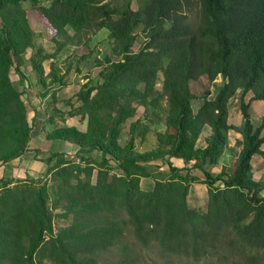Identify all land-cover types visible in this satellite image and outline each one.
Masks as SVG:
<instances>
[{
    "label": "trees",
    "instance_id": "1",
    "mask_svg": "<svg viewBox=\"0 0 264 264\" xmlns=\"http://www.w3.org/2000/svg\"><path fill=\"white\" fill-rule=\"evenodd\" d=\"M26 6L48 23L51 51L36 42ZM100 28L116 58L93 55L97 80L85 75L63 100L66 109L47 111L49 122L53 115L74 116L85 128L43 131L46 139L73 142L78 161L62 151L40 156L50 184L38 176L0 178V264H194L210 257L230 264L234 256L264 264V181L252 178L249 161L254 153L264 157V0H0V164L22 154L30 138L23 53L29 50V69L44 87L38 95L53 97L73 59L59 72L55 54L86 34L78 70ZM10 69L22 89L12 84ZM201 74L210 82L221 78L211 97L190 89ZM236 90L239 146L230 171L223 165L212 173L205 167L226 148L234 127L228 101ZM124 125L127 141L120 144ZM136 141L142 150L134 149ZM93 149L98 160L86 154ZM155 160L168 173L142 189L140 176ZM192 168L203 176L202 209L186 202Z\"/></svg>",
    "mask_w": 264,
    "mask_h": 264
},
{
    "label": "rangeland",
    "instance_id": "2",
    "mask_svg": "<svg viewBox=\"0 0 264 264\" xmlns=\"http://www.w3.org/2000/svg\"><path fill=\"white\" fill-rule=\"evenodd\" d=\"M41 3L46 4L47 0H39ZM26 16L28 18L29 21V25L32 29V31L34 32V37L37 43L42 44L44 46L45 50L51 51L54 43L51 40V33H50V27L48 25V23L45 21V19L36 11L33 10V8H31L30 6H26ZM191 17L194 16V12L192 11V14L190 15ZM68 32H72L71 29H68ZM86 34H82L80 35V39L77 40L76 38H73V43L68 44V46L63 47L60 51H58V53L55 54L54 58L52 59V63H53V67L55 69H58L59 72H63L65 70V64L67 63L68 59H72V66L70 67V69L66 72H64V76H63V81H64V85L61 86H57L59 89H62L61 94L67 96L66 98H69L71 96V94L73 93V91H71L70 88L67 87V85H80L81 83H83L87 77L92 78L93 80H97L96 77V67H93V65L91 64L92 62V56L97 53V56L100 58L103 55H111L112 58H116L117 55H114L111 53L110 48H109V43H108V37H107V31L103 28H100L98 30H96L93 34L90 35V38L87 41V45L89 48H92L93 51L91 52V54L87 57V60H80L78 62V70H75L74 68V64L75 63V57L79 56V54H86V48H81L79 47L81 44V40L85 39ZM139 41H135V43L133 44V48L135 49L137 47ZM29 54V50L26 49V51L23 53L24 56V63H23V70L25 71L26 75L28 76V78L30 79L31 83L30 85L26 88V94L22 93V99H25L26 97V101L29 102V96L33 97V96H37L36 94L31 93L32 91H34V85L38 86L39 88H44L42 85L40 86L38 83L36 84L35 82V74L29 69L28 66V62H27V56ZM45 65H44V69L47 70L48 68V60L44 61ZM10 79L11 82L14 86H18L19 87V83L17 82L18 78L17 75L13 72L12 69H10ZM87 75V77L85 76ZM221 82V78L219 75H216V77L210 82L208 81L207 77L205 74H201L199 75L196 79L194 80H190L189 81V86L191 91L194 94H199L202 91H204L205 89L208 91L206 93V95L208 97H211L212 94H214V92L216 91V89L218 88V85ZM34 83V84H33ZM57 84H54V86H56ZM47 86L48 83H47ZM32 87V88H30ZM32 89V90H29ZM39 89V90H41ZM40 92V91H39ZM238 93L239 90H236V92L229 98L228 101V122H230L234 127L229 128L227 131V140L228 143H226V148L225 149V153L227 152H231L233 153V151L236 150V145L237 142H239L240 139V134H239V130L241 128V115L240 112L238 110ZM26 95V96H25ZM41 96V95H39ZM64 98V99H66ZM63 98L61 100H58L57 102H55V105L60 109H66L67 105L66 103L63 101ZM162 101V105L165 106V101L164 99L161 100ZM29 106L27 104L26 109L28 110V112L26 113L28 115V117L32 116V113H29ZM136 109L137 111L140 113L142 111V106L137 105L136 104ZM252 111V109H251ZM161 119L158 120V125L157 127L160 128L163 126L162 124V120H163V116L164 113H160ZM252 119L254 121H256V119L258 118L257 114L252 111ZM27 117V118H28ZM47 121V114L44 117ZM65 118H67V121H71L72 123H74V125L78 126L81 121L77 119V117H70V116H64L59 117L56 115L55 119L53 120L52 117V122L51 123L53 126L56 124H58V120H65ZM29 119V118H28ZM32 121V119H30V122ZM56 121V122H55ZM129 121V119L126 121V123ZM41 123H43L42 121H40ZM64 122V121H62ZM56 123V124H55ZM36 124V120L34 122H31L32 125V129L36 128L34 127V125ZM80 129H84L85 128V123L82 122L81 126H78ZM42 127H40L41 129ZM117 141L120 144H124L127 141V125L122 126L119 136L117 137ZM198 145H201L202 142L201 140L197 141ZM231 148V149H229ZM134 149L135 150H142V146L139 145V142H135L134 145ZM233 149V151H231ZM237 151V150H236ZM235 151V152H236ZM96 151L94 150H90V152H87L86 154L88 156H91L94 160H98L99 159V155L97 153H95ZM49 152H45V153H39L40 155H47ZM257 154H253L252 158L250 160V164H251V176L254 180H260V179H264V175L259 178V176L257 175V171H258V167H257ZM68 158L74 160V161H78V157L77 155L73 154L72 156L68 155ZM231 161H232V156L231 154H222L220 155L218 162L220 164L224 165V169L226 171H230L231 169ZM152 162L151 164L146 166V170H147V175L144 176H140V180H139V185L142 189H149L152 185V181L154 177H165L168 173V171L165 169V167H162V165L160 164V162H158V160L155 161H150ZM218 162L210 167H205L206 169H208L210 172L215 173L217 172L221 166H219ZM156 163L160 164V165H156ZM113 164V163H111ZM190 164V162L188 163ZM177 165L181 166L183 165V163L181 161H177ZM222 165V166H223ZM165 166V165H164ZM110 172H116L119 173L118 169H115L114 167H112L110 169ZM179 172L183 173L184 169L179 170ZM188 174L190 176H192L193 178L189 181L188 183V192L186 195V202L190 207H194L197 209H202L205 206V198H206V192H205V186L204 184L201 182V178L202 173L196 169V168H192L188 171ZM38 177H42L40 178L42 181H46L47 184H50V180H49V175L45 174L44 171L43 173L40 172L38 173V175H36ZM94 178V170L92 172V180ZM259 193L264 195V187H262L259 190ZM215 264H221V261H217L215 260V258L210 257L207 258L205 260H200L194 264H212V262ZM42 264H52V262L50 260H43ZM230 264H243L242 261L234 256V261H232Z\"/></svg>",
    "mask_w": 264,
    "mask_h": 264
},
{
    "label": "crops",
    "instance_id": "3",
    "mask_svg": "<svg viewBox=\"0 0 264 264\" xmlns=\"http://www.w3.org/2000/svg\"><path fill=\"white\" fill-rule=\"evenodd\" d=\"M17 82L19 83L18 80H17ZM18 85H19V87L17 86V88L22 89V85L20 83ZM78 86H79V84L78 85H74V84L67 85V87L70 88L71 91H73V92L77 90ZM34 87H36V88H34V91H32L31 93L36 94L37 96L36 97L35 96H33V97L29 96V99H28L29 102L26 101V97H25V99H23V103L25 106L26 113L28 112V110L26 109L27 104L30 107L29 113H32L31 114L32 116L28 117V115H27V117L29 118L28 119L29 121H30V119H32L31 122H34L36 120V124L34 125L36 130L32 129V125L30 122V126H31L30 127V138L28 141L27 149L22 154H19L15 157L11 158L10 160L0 164V178L6 177V178L16 179V178H23L26 175L36 177V175H38V173H40V172L43 173V171L45 169V163L40 159V156H42V155H40L39 153L34 154L33 148H39L42 151V154L45 152H51V151H58V152L62 151L65 153L66 156H68V155L72 156L73 154H75V152L77 150V146L73 142H70L68 140H63V139H57V138L56 139H46L43 135V131H49L53 127V125L51 123L47 122L46 119L44 118L47 114V111L52 106L58 108L55 105V102H57L58 100H61L62 98L64 99L67 96L61 94L62 89H59L58 87H53L54 88L53 97L51 96V91H48V92L44 93L43 95L39 96L38 93H39V91H41V90H39L40 88L36 85H34ZM30 88H32V87H30ZM30 88H29V90H32ZM24 94H26V92ZM52 117L54 120L56 115H53ZM62 117H61V119H62ZM61 119H60V121L58 120V122H59L58 124L55 123L56 126L74 125V123H72L71 121L68 122L67 118H65V120H61ZM40 121H42L43 123H41ZM62 121H64V122H62ZM82 122H84V121H81V123L78 126H81ZM40 127H42V128L40 129ZM226 143H228V140ZM236 146H237L236 147V150H237V148L239 146V142H237ZM225 149H227V148H225ZM225 149L223 150L222 154L223 153L224 154H231V152L225 153V151H226ZM229 149H231V148H229ZM94 151H96V150H94ZM231 151H233V149ZM235 151H233V153H235ZM95 153L98 154L99 152L96 151ZM252 155L250 157V160L252 158ZM257 155H259V154H257ZM177 161H181V160L176 159V158H171V162L176 166H178ZM257 161H258V163H257V167H258L257 175L259 176V178H261L264 175V157H262L261 155L257 156ZM218 164H219V166L223 165V164H220L219 162H218ZM160 167H161V165H160ZM162 167L166 168V166H164V165H162ZM260 180L264 181V179H260Z\"/></svg>",
    "mask_w": 264,
    "mask_h": 264
}]
</instances>
